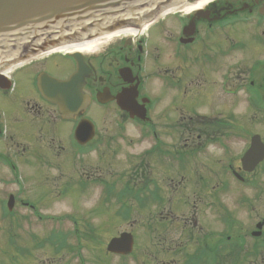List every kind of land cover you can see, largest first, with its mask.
<instances>
[{"label": "flooded vegetation", "instance_id": "af4514ba", "mask_svg": "<svg viewBox=\"0 0 264 264\" xmlns=\"http://www.w3.org/2000/svg\"><path fill=\"white\" fill-rule=\"evenodd\" d=\"M197 4L84 56L90 72L82 87L85 115L126 126L121 107L129 106L144 112L151 129L140 138L143 151L130 158L128 183H104L105 171L82 169L88 183L101 184L102 197L113 199H99L110 220L102 223L113 230L128 225L129 264H264L263 198L248 200L247 188L227 197L235 192L228 177L239 171L230 152L239 104L246 112L264 111V0ZM73 67L72 60L51 55L2 74L0 228L10 221L4 203L25 184V164L42 170L48 160L73 156L72 126L41 100L35 80L41 72L65 79ZM203 102L237 106L226 116L199 110ZM119 234L114 230L112 237Z\"/></svg>", "mask_w": 264, "mask_h": 264}, {"label": "rangeland", "instance_id": "374dc122", "mask_svg": "<svg viewBox=\"0 0 264 264\" xmlns=\"http://www.w3.org/2000/svg\"><path fill=\"white\" fill-rule=\"evenodd\" d=\"M236 104L235 102H217L216 104L203 102L198 109L204 111L219 109L223 115L228 116L235 113ZM240 129L244 132L247 130L257 132L258 130L264 141V119L261 125L254 124L252 127H248L244 124ZM110 133L117 134L114 130ZM238 147V142H232L234 153L238 152ZM118 152L117 167L129 154L127 149H119ZM71 157H66L64 161L61 160V163L57 159L55 160L56 164L54 161L48 160L46 167L42 170L38 164H25L29 168L22 170L26 181L24 186L18 190L19 197L33 203L41 211V214H54L59 217L56 222L42 221L33 217L29 211L19 209L17 213L26 214L25 219H17L10 226L5 224L3 228H0V264H118V262L119 264H128L127 260L122 262L114 258L107 262L106 256L99 251L102 245L104 246L109 240L108 236L114 230L107 226L110 220H104L102 214L104 206L103 209L100 207V197L91 190L76 186L79 184L80 178L84 177L82 169L92 171L95 170L96 165L88 164L85 166L82 164L80 166L77 160L72 163ZM117 158H113V162L117 161ZM55 167L56 174L62 178L56 176ZM118 170L121 169L118 168ZM115 171L117 172V168ZM260 173L262 174L261 183H264V163ZM70 182L73 187L68 189L66 183ZM233 194L227 197L230 198ZM107 199L113 200L111 196ZM102 221H108L102 223L107 229L100 226ZM90 229L92 232H89ZM51 231H62L68 236V240H64L66 247L63 248L68 250L60 252L57 256L52 254L49 247L42 241L43 248L35 245L36 239L47 237ZM74 231L77 232L72 235L71 233ZM10 237H12V243L9 240ZM19 248L28 251L33 256L31 260L25 259L26 252L23 253ZM38 248L40 249L38 250Z\"/></svg>", "mask_w": 264, "mask_h": 264}, {"label": "water", "instance_id": "95a60500", "mask_svg": "<svg viewBox=\"0 0 264 264\" xmlns=\"http://www.w3.org/2000/svg\"><path fill=\"white\" fill-rule=\"evenodd\" d=\"M175 0H0V60L17 57L24 50H44L68 40L73 33H87L102 22L114 29L128 24L124 17L145 8H160ZM163 2V3H162ZM141 10V11H140ZM80 72L70 82L55 84V92L67 93L75 104Z\"/></svg>", "mask_w": 264, "mask_h": 264}, {"label": "bare ground", "instance_id": "6f19581e", "mask_svg": "<svg viewBox=\"0 0 264 264\" xmlns=\"http://www.w3.org/2000/svg\"><path fill=\"white\" fill-rule=\"evenodd\" d=\"M91 44H81V45H73V46H70L72 47V50L73 51H76V52H81V53H88V51H90L91 49H89L88 46H90Z\"/></svg>", "mask_w": 264, "mask_h": 264}]
</instances>
